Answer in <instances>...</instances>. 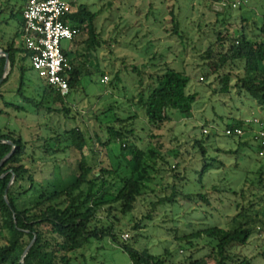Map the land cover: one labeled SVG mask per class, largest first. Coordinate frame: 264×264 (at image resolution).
<instances>
[{
	"label": "trees",
	"instance_id": "16d2710c",
	"mask_svg": "<svg viewBox=\"0 0 264 264\" xmlns=\"http://www.w3.org/2000/svg\"><path fill=\"white\" fill-rule=\"evenodd\" d=\"M21 1L13 6L10 0H0V14L9 13L2 22L21 17L27 0ZM241 2L237 8L245 6ZM69 3L71 12L66 22L78 29V34L70 41V50L62 49L70 66L66 72V96L38 74L35 78L30 75L32 55L17 46L18 33L1 41L0 50L7 54L10 69L3 78L6 58L0 56V119L22 115L36 123V133L27 139L20 129L0 127V162L12 152L0 165V264H87L84 251L93 241L104 238L125 252L131 264H264L263 249L257 251L255 259L241 253L254 244L256 235L264 232V164L251 173L252 179H246L239 192L228 189L238 200L228 205L234 213L224 214L222 224L201 225L180 236L178 227H170L173 247L167 246L155 254L136 241L141 236L139 231L153 222L152 215L159 210L169 216L167 226L172 223L174 207L180 200L183 204L199 200L198 203L211 205L208 194L192 195L186 191L190 181L187 175L174 173L172 182L163 185L160 164H170L160 154L161 145L153 143L158 138L156 132L171 122L174 112L182 120H191L200 96L188 90L190 76L168 63L153 65L154 69L143 66L148 72L133 66L129 71L137 73L136 86L122 107L104 106L94 115L100 134L94 132L86 139L78 124L65 130L51 127L48 119L53 114L75 120V101L68 98L81 88L83 77L98 73L96 67L88 64L87 53L97 51L103 43L96 13L87 5ZM168 14L172 17L171 11ZM238 20L240 29L232 30V21ZM248 21L242 16L225 18L222 31L214 41L206 43L200 55L206 69L201 81L211 79L213 84L218 83L214 95H237L254 101L262 115L257 118L259 122L238 119L225 129L239 128L242 135H226L225 129L224 135L237 137L238 146L257 141V156L264 160V138L259 137V132H264V21L247 30ZM22 23L21 18V26ZM120 73H114L113 86L120 81ZM16 74V87L3 90ZM99 114L107 121L100 120ZM253 125H258L259 131L253 133ZM205 134L204 140L191 141L195 153L207 164L209 134ZM245 134L248 140L241 143ZM100 150L104 155H98L93 163L89 156L94 157ZM260 152L263 155L259 156ZM204 167L201 173L206 171ZM171 168L174 170L175 166ZM212 192L222 194L215 186ZM147 198L149 211L129 229L136 234L133 243L119 241L122 228L128 226L120 221L132 217L139 202ZM219 202L224 206L223 201ZM179 252L183 253L181 258L175 259Z\"/></svg>",
	"mask_w": 264,
	"mask_h": 264
},
{
	"label": "rangeland",
	"instance_id": "374dc122",
	"mask_svg": "<svg viewBox=\"0 0 264 264\" xmlns=\"http://www.w3.org/2000/svg\"><path fill=\"white\" fill-rule=\"evenodd\" d=\"M65 1L87 5L91 12L96 13V25L103 43L97 51L91 50L87 53L88 64L96 67L94 69H98V73L83 77L81 88L72 92L68 98L70 101H75L73 105V110L76 112L75 120H67L59 114H53L48 119L51 127L65 130L78 124L85 138L89 139L94 132L99 133L98 122L94 120L97 111L109 105H113L116 109L122 107L121 103L134 91L137 73L129 71L133 66L148 72L143 66L154 69L155 66L168 63L174 70H183L187 76H190L188 90L200 96L193 107V118L185 121L180 119L179 113L174 112L171 122L165 123L161 130L156 132L158 138L154 139L153 143L161 145L160 154L170 164L169 166L160 164L163 185L172 182L174 173L187 175L190 181L185 187L186 191L191 192L192 195L198 192L208 194L211 205L198 203L197 199L193 203L184 204L180 200L179 205L174 207V219L170 220L172 223L167 226L165 225L169 216L159 210L152 215L153 222L146 224V228L139 231L141 236L136 241L155 254L160 253L167 246L173 247L171 241L173 233L168 230L170 227H178L180 236L201 225L222 224V221H225L224 214L234 213L228 209V205L238 200L233 198V194L228 189L239 192L245 180L249 182L252 179L251 173L264 164V160L257 156L259 144L257 141L250 140L247 141V145L238 146V138L225 137L224 129L238 119L252 121L260 119L262 115L250 98L227 94L214 95L213 90L218 89V83L213 84L211 79L206 80L207 82L201 81L206 69L200 55L206 43L214 41L217 33L222 31L224 20L229 15L248 18L247 30L260 25L264 21L262 16L264 0H241L245 2V6L236 9L222 7L215 0ZM10 2L13 6L22 4L21 0H10ZM169 11L172 12L174 19L168 14ZM8 17L7 12L1 13L0 25ZM17 20V16L11 18L8 20V25L4 23L0 28L11 34L15 31ZM240 26L239 20L232 21V30L238 31ZM61 48L68 51L72 48V44L70 41L62 40ZM118 70L121 71L120 81L113 86L111 81L114 80V73ZM101 74L107 77L105 83L101 82L103 79ZM30 75L35 78L37 73L33 70ZM16 80L17 74L13 75L2 89L13 90L16 87ZM98 116L100 120L107 121L102 114ZM40 121L39 123L42 124L45 120ZM4 125L20 129L27 139H31L36 133V123L30 122L22 115L18 118L0 119V127ZM252 128L253 133L259 131L258 125H253ZM203 130L209 134L206 145L208 146L207 164L202 163L200 155L195 153L191 141V139L204 140L206 134ZM246 135L240 139L241 143L248 140ZM228 150L232 152L222 153ZM103 153L96 151L94 157L89 156L90 160L94 161V158L97 160L98 155L101 158ZM173 166H175L174 170L171 168ZM201 166H205L204 173H201L203 170ZM213 186L218 187L222 194L212 192ZM220 200L223 201L224 206L219 205ZM148 202L149 198L143 199L132 217L120 221L122 225L128 226L122 228V232L118 235L119 241H123L122 235L127 233L129 238L124 243L127 245L133 243L136 234L129 229L149 211ZM255 237L252 246L241 250V253L252 259H255L257 251L264 250V232ZM84 254L87 264H131L129 256L108 238L93 241ZM182 254L179 252L175 259L181 258Z\"/></svg>",
	"mask_w": 264,
	"mask_h": 264
},
{
	"label": "built area",
	"instance_id": "2783aa9c",
	"mask_svg": "<svg viewBox=\"0 0 264 264\" xmlns=\"http://www.w3.org/2000/svg\"><path fill=\"white\" fill-rule=\"evenodd\" d=\"M222 7L235 9L242 2L240 0H218ZM71 12L70 3L65 0H27L22 10V26L19 34V43L31 53V65L40 78L55 88L61 95L69 92L66 72L70 70L68 60L61 48V41H71L78 29L71 27L66 18ZM107 77L101 82L105 83ZM257 124L258 119L246 121ZM205 132V131H204ZM226 135H242V130L225 129ZM259 137L264 138V132H259ZM263 152L259 153V156ZM127 240V233L122 235Z\"/></svg>",
	"mask_w": 264,
	"mask_h": 264
},
{
	"label": "crops",
	"instance_id": "0c3cea01",
	"mask_svg": "<svg viewBox=\"0 0 264 264\" xmlns=\"http://www.w3.org/2000/svg\"><path fill=\"white\" fill-rule=\"evenodd\" d=\"M7 14H9V13L7 12ZM17 21L18 22H17V25L15 27V31L14 32H11V34L7 33L5 30H3L2 28H0V45H1V41L2 40L6 41V40L10 39L11 37H13V35L15 33H18L17 46H21L20 43H19V34H20V28H21V24H20L21 23V17L20 16H18V20ZM1 24L2 25H0V27L4 25V22H2ZM5 24L8 25V22H5Z\"/></svg>",
	"mask_w": 264,
	"mask_h": 264
},
{
	"label": "water",
	"instance_id": "95a60500",
	"mask_svg": "<svg viewBox=\"0 0 264 264\" xmlns=\"http://www.w3.org/2000/svg\"><path fill=\"white\" fill-rule=\"evenodd\" d=\"M0 56H4L5 58H6V65H5V67H4V71H5V73H4V75H3V78H5L6 77V75L8 74V71H9V69H10V67H9V62H8V59H7V54H5L4 52H2L1 50H0ZM2 78V79H3ZM2 79L0 80V82L2 81ZM12 153V152H11ZM11 153L10 154H8V155H6L3 159H2V161L0 162V165L11 155ZM6 199V198H5ZM7 201V200H6ZM33 242H34V238L32 239V241L30 242V244L28 245V247L26 248V250H25V252H24V255H23V257L25 256V254L27 253V251L29 250V248L31 247V245L33 244Z\"/></svg>",
	"mask_w": 264,
	"mask_h": 264
}]
</instances>
